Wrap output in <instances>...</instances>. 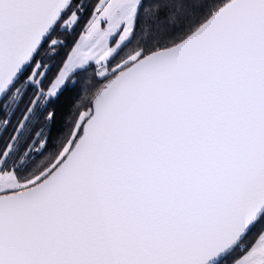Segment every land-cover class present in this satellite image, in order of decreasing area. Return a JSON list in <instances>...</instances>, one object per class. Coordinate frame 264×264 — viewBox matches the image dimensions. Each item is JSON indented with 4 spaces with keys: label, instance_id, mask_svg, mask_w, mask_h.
I'll return each mask as SVG.
<instances>
[{
    "label": "snow or ice",
    "instance_id": "1",
    "mask_svg": "<svg viewBox=\"0 0 264 264\" xmlns=\"http://www.w3.org/2000/svg\"><path fill=\"white\" fill-rule=\"evenodd\" d=\"M225 261L264 264V0H0V264Z\"/></svg>",
    "mask_w": 264,
    "mask_h": 264
},
{
    "label": "trees",
    "instance_id": "2",
    "mask_svg": "<svg viewBox=\"0 0 264 264\" xmlns=\"http://www.w3.org/2000/svg\"><path fill=\"white\" fill-rule=\"evenodd\" d=\"M198 2H203V0H198ZM207 5L210 6L212 3L216 2V0H206ZM207 11V8L196 9L193 11L189 7H179V5L176 7L175 11H173L171 19L172 20H179L183 21L185 24L188 23H194L197 22L199 19L202 18V15ZM185 17H190V19H185ZM170 30V29H169ZM164 29L161 28L160 31H157L155 27L153 26H144L143 31H140L139 28L137 30L136 36L133 40V44L129 45V47H132L136 44L141 45H151L155 43L157 40H159L163 34ZM82 79V78H81ZM95 81L91 82H84L85 86V94L90 95L91 92L94 90ZM80 87V81L78 80L77 89ZM77 92L71 91L69 93L65 94V97L62 99V110L64 112H67L69 109V106L72 104L73 100L76 98ZM72 115L74 116L75 113L73 112ZM72 116H69V121L71 120ZM69 124H65L63 129L60 127L54 128L51 130V136L53 139L58 137L61 133V131L65 132L67 131ZM224 264H227L225 261Z\"/></svg>",
    "mask_w": 264,
    "mask_h": 264
}]
</instances>
